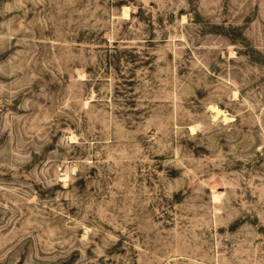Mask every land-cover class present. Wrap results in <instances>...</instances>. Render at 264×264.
<instances>
[{
  "label": "rangeland",
  "instance_id": "rangeland-1",
  "mask_svg": "<svg viewBox=\"0 0 264 264\" xmlns=\"http://www.w3.org/2000/svg\"><path fill=\"white\" fill-rule=\"evenodd\" d=\"M0 264H264V0H0Z\"/></svg>",
  "mask_w": 264,
  "mask_h": 264
},
{
  "label": "bare ground",
  "instance_id": "bare-ground-1",
  "mask_svg": "<svg viewBox=\"0 0 264 264\" xmlns=\"http://www.w3.org/2000/svg\"><path fill=\"white\" fill-rule=\"evenodd\" d=\"M124 16L125 17H127L128 15H127V13L124 11ZM210 110H211V112L215 115V117L214 118H218V117H220V116H223V118H224V121L226 122V123H228V122H231L233 119L232 118H230V117H228L227 115H225L223 112H222V110H220V108H218L217 106L215 107V106H211L210 107ZM191 130L193 131L194 130V128H191ZM214 199L215 200H217L218 199V196L215 194V196H214ZM214 200V201H215Z\"/></svg>",
  "mask_w": 264,
  "mask_h": 264
}]
</instances>
